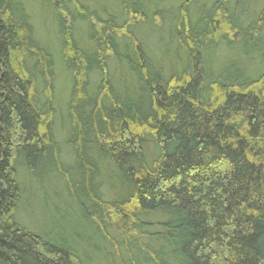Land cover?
<instances>
[{
  "label": "trees",
  "instance_id": "obj_1",
  "mask_svg": "<svg viewBox=\"0 0 264 264\" xmlns=\"http://www.w3.org/2000/svg\"><path fill=\"white\" fill-rule=\"evenodd\" d=\"M0 264H264V0H0Z\"/></svg>",
  "mask_w": 264,
  "mask_h": 264
},
{
  "label": "rangeland",
  "instance_id": "obj_2",
  "mask_svg": "<svg viewBox=\"0 0 264 264\" xmlns=\"http://www.w3.org/2000/svg\"><path fill=\"white\" fill-rule=\"evenodd\" d=\"M231 54H233V52L231 51L230 52ZM37 193H28L26 196H25V200L26 199H30L32 200L33 202H36V199H38V197H41L42 198V201H43V195L42 193H40L37 189L36 191ZM52 196V194H51ZM35 199H33V198ZM72 205H75L77 206L76 203H73ZM78 207V206H77ZM75 207V211L77 213H79V209ZM20 210H23V215H22V218H23V221L26 223V224H30L32 225V227L38 229V230H42V231H46L48 229H50V222L43 219V215H42V210H40V214H41V217L39 215L38 210L39 208H37L36 206H32V207H28L27 208V205H23ZM81 223V221H80ZM75 226V225H74ZM76 228L77 230L80 229L81 230V234H85L86 232H83V225L79 224V225H76ZM86 235V234H85Z\"/></svg>",
  "mask_w": 264,
  "mask_h": 264
}]
</instances>
